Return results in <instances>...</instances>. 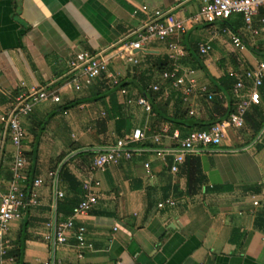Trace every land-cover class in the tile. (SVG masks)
Wrapping results in <instances>:
<instances>
[{"label": "crops", "instance_id": "crops-1", "mask_svg": "<svg viewBox=\"0 0 264 264\" xmlns=\"http://www.w3.org/2000/svg\"><path fill=\"white\" fill-rule=\"evenodd\" d=\"M198 9L199 0H0V113L17 94L31 87L53 89L59 97L58 102L36 103L19 119L25 159L20 185L25 188L26 180L36 178L41 183L28 187L36 194L37 204L27 206L19 218L9 222L6 256L16 243L22 246L20 259L10 264L46 260L71 264H264V120L255 133L244 121L242 128H229L217 146L186 153L183 163L187 157H197L204 177L201 184H186L184 164L170 173L155 150L174 149L173 133L181 138L195 128L168 127L154 142L153 114L135 104H124L117 90L112 102L105 78L78 91L66 85L67 61L80 49L103 51L109 58L108 71L119 75L131 96L139 95L144 84L148 89L154 82L162 86L156 67L160 61L168 63L166 45L173 41L183 48L179 64L193 70L215 104L230 110L231 73L264 58V7L252 16L250 28L238 14L212 23L188 22ZM154 10L181 20L184 30L164 41L150 40L143 50H135L136 64L115 57L114 50L132 40ZM230 34L239 37L240 47L231 43ZM203 42L210 44V50L199 55L196 48ZM224 75H228V88L220 85ZM169 92L162 90L163 97ZM257 92L258 103L246 110L248 119L264 116V79ZM210 101L195 99L188 115L196 121L216 120ZM172 103L170 99L168 111ZM116 104L129 124L122 135L133 128L143 130L141 150L128 160L90 172L91 156L122 136L114 131L116 116L105 119L103 131L95 127V121L110 114ZM163 124L155 127L159 130ZM74 146L77 148L71 150ZM87 149L95 152L90 157L75 155ZM170 159L167 155L166 162ZM12 161L13 147L0 120V193L7 188ZM145 161L150 175L142 167ZM63 164L80 186L89 176L99 182L95 204L75 218L92 245L79 259L70 234L61 245L44 239L50 233L48 223L68 216L56 209L69 190L57 176ZM56 192L62 196L57 197ZM252 197L258 205H252ZM168 198L172 205L157 207L160 200ZM3 258L0 254V263Z\"/></svg>", "mask_w": 264, "mask_h": 264}, {"label": "built area", "instance_id": "built-area-1", "mask_svg": "<svg viewBox=\"0 0 264 264\" xmlns=\"http://www.w3.org/2000/svg\"><path fill=\"white\" fill-rule=\"evenodd\" d=\"M261 7H264V0H199V9L196 15L188 19V22L212 23L217 20H225L232 14L241 16L243 23L250 28L251 18ZM144 9V7H142ZM184 30L181 20L176 19L170 13L161 10H154L150 18L134 32V38L121 47L114 50L113 55L124 62L136 64L135 50H143L150 40L164 41L168 36L177 34ZM220 32H227L225 28H219ZM254 31V30H252ZM230 41L235 47H240V39L235 34H230ZM167 60L168 67L159 72L158 77L162 84V90L167 93L173 90L179 93L180 99L189 106L188 114H192L190 108L192 102L197 98L210 100L212 94L206 85L199 84L193 74V70L179 64L183 56V48L176 42H168ZM197 53L205 55L210 50L208 42L197 45ZM109 58L103 51L89 52L77 50L73 57L67 61L66 85L73 90H80L94 82L96 79L105 78L109 85H118L121 78L117 73L108 71ZM233 82L229 93L232 100V108L228 115L206 128H195L189 130L183 137L178 138L176 132L172 137L176 140L175 148L156 149V155L165 163L170 173L178 171V165L183 162L186 153L193 152L202 146H217L225 136L229 128H242L244 125V114L251 104L258 103L257 87L264 79V58L259 60L254 66L243 69L239 72H232ZM159 83H152L149 89L158 90ZM117 92L123 97L124 104H135L148 114H151L150 104L142 95L131 96L123 87H118ZM50 100L58 102L59 97L55 90L37 86L17 94L10 107L0 113V120L8 134V139L13 147V161L10 167V179L7 188L0 193V254L4 257L0 264H10L13 261L11 256H6V249L9 247V239L6 237L8 225L11 220L21 216L27 206L37 204V196L30 188L26 189L21 184L24 173L25 159L22 153L21 141L24 136L23 128L20 124V117L27 115L32 107L41 101ZM168 128L163 124L158 133L153 135V141L159 140ZM144 138L143 130L133 128L129 133L115 139V141L96 151L90 158L89 171H102L110 165L118 164L122 160H128L135 153L140 152L139 142ZM171 156L170 162H166V156ZM146 174L150 175V167L147 161L142 163ZM49 176L53 173L49 172ZM39 178L31 182V186L40 185ZM99 182L96 178L89 176L81 183L83 191L80 199L72 206L67 218L54 221L47 225L50 233L44 235L45 240H50L53 244H64L69 236L74 240L75 257H82L84 249H90L91 243L85 238V229L81 223H76L75 218L85 215L96 202L95 187ZM57 197L62 196V192H56ZM252 205H258V200L252 197ZM163 204L172 205L171 199L160 200L157 207ZM41 264H71L62 263L60 260L43 261Z\"/></svg>", "mask_w": 264, "mask_h": 264}, {"label": "trees", "instance_id": "trees-1", "mask_svg": "<svg viewBox=\"0 0 264 264\" xmlns=\"http://www.w3.org/2000/svg\"><path fill=\"white\" fill-rule=\"evenodd\" d=\"M195 61L198 62L199 58L196 57ZM198 65H199V68L202 69L203 66L200 64ZM164 67L167 68L168 63L164 61L162 62L160 61L158 62L156 69L160 72L164 69ZM206 75L208 74L206 73ZM148 80H149V77H148ZM104 85H105V88L109 90V99L112 102H115V95H114L115 91L117 90L118 87L125 86V83H123L122 80H120L119 84L116 86L109 85V84H104ZM144 85L145 86L141 88V90L138 93L144 96L150 104L151 114H153L152 117L154 118L150 126L152 127L151 130L157 133L159 132L160 129L158 130V128H156L155 126L156 124H159L160 122L166 123L170 130L172 128H179L181 126H185L189 128L190 127L206 128L209 125L225 118L228 115V113L231 111V109L228 110V108H220V106L215 104V101H213V99L211 98L210 99L211 101L210 100H207V101H210L211 109L218 116L217 119L214 121L211 120V121H206V122H202L200 120L196 121L192 116L188 115V112H187L188 105L187 103L183 102L180 99L178 92L170 90L167 96L163 97L162 86H160L158 90L152 91L151 89L145 88L146 84ZM220 85L224 88H228V75L223 76V79ZM170 99H173V103H172L171 111H168L167 105ZM115 108L117 109V111ZM119 109H120V105L116 104V107L111 108L110 114H106L104 118H100L95 121V127L98 129H102L103 131L105 119H110L111 117L116 116V120L114 121V131L116 135L120 136L122 135L123 131L127 132L129 128L128 121L125 117L122 116L121 112H119ZM249 119H248V114L246 111L244 114V121L248 123V126L251 129L252 133H255L259 130L264 120V116L262 114H257L256 118L254 119L249 118ZM76 148L77 146H74L70 149L74 150ZM94 152L95 150L93 149H87L84 151H79L75 155L90 157ZM183 164L184 166L182 168V172L184 171L186 184H201L202 181L204 180V177L200 171V163H199L198 158L197 157H187ZM57 176L61 181H64L65 184H68L69 190H68V194L63 196L61 200L58 202L56 209L60 210L64 215L67 216L70 213L72 206L80 199V196L82 194V189H81L80 183L68 171L67 167L64 164L61 165V167L58 169ZM26 182L27 183L25 185V188L27 189L29 185L31 184V182H28L27 180ZM7 254L9 256H12L14 261H18L22 254L21 244L16 243V246L9 249Z\"/></svg>", "mask_w": 264, "mask_h": 264}]
</instances>
